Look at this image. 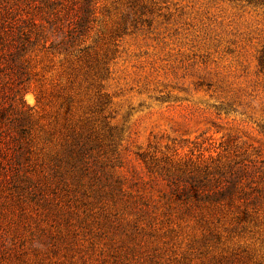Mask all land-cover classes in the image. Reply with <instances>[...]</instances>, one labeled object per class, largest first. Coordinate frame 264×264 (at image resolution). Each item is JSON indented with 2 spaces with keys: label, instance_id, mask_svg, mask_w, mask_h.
<instances>
[{
  "label": "rangeland",
  "instance_id": "obj_1",
  "mask_svg": "<svg viewBox=\"0 0 264 264\" xmlns=\"http://www.w3.org/2000/svg\"><path fill=\"white\" fill-rule=\"evenodd\" d=\"M3 7L0 264H264V8L94 0L76 36L35 28L42 0H0V28Z\"/></svg>",
  "mask_w": 264,
  "mask_h": 264
},
{
  "label": "trees",
  "instance_id": "obj_2",
  "mask_svg": "<svg viewBox=\"0 0 264 264\" xmlns=\"http://www.w3.org/2000/svg\"><path fill=\"white\" fill-rule=\"evenodd\" d=\"M22 1V0H21ZM24 1H36V0H24ZM67 0H42L44 2L45 7L48 9V12L45 13L46 15L42 17V20H45V22L49 25L45 26L43 23H35V28L36 29H41V32H45L47 29L50 28V30L61 32L63 31L64 27L69 25L71 23L70 18L71 16H76L75 24H76V29H77V35L76 36H84L85 33L87 32V27L91 21L92 17V5L94 3V0H75V2L72 1H67ZM240 1H245L248 4L255 5L257 7L264 8V0H240ZM64 2L66 3H71L76 5L78 7L77 10L73 11V9H68L65 14H62V11L58 10L57 8H54L57 4H63ZM66 4H63L65 6ZM5 12V14L1 15L2 17L5 18L2 27L0 28V37H6V40H9L11 38V32L12 31H6V24L11 23L9 21V17L11 13H9L8 9L6 7L1 8ZM72 12H75L73 15H71ZM52 31V32H53ZM73 39V38H72ZM47 42V40H46ZM59 38H56L52 41V44L59 46ZM17 48L21 51L24 46V43L20 42L18 44ZM63 46V45H62ZM259 65L261 69L264 71V50L261 52V56L259 59ZM207 178V177H206ZM206 178H202L201 174H194V175H185L183 174L182 176L179 177L178 181L179 182H184L187 184L185 188L191 187L193 184L196 186H209L211 182H208ZM177 182V181H176ZM178 187V186H177ZM194 194V193H193ZM219 193L213 192L212 194H207L206 196H198V195H188V196H177L176 199H178L180 202L178 203V207L180 210H183L184 212L192 213L197 210L199 212V215L201 212L208 210V208H204L205 206L203 205L206 202L212 203L210 205H215L217 203H220L222 201L226 200L225 196H222L221 198H218ZM146 198V197H144ZM148 200H151L152 198H147ZM230 199L234 200V197H230ZM201 201V203H200ZM136 202H134L132 207L137 208L135 206ZM167 204L169 205H163L166 209L165 211L169 212L170 210H174L175 208L171 204V199L167 201ZM209 205V206H210ZM144 206H150L148 202L144 203ZM161 207V206H160ZM159 207V208H160ZM204 208V209H203ZM186 214V213H185Z\"/></svg>",
  "mask_w": 264,
  "mask_h": 264
}]
</instances>
